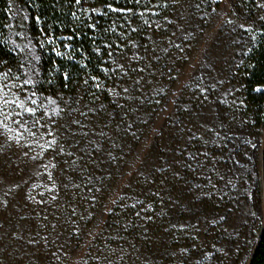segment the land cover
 Listing matches in <instances>:
<instances>
[{"label": "trees", "instance_id": "trees-1", "mask_svg": "<svg viewBox=\"0 0 264 264\" xmlns=\"http://www.w3.org/2000/svg\"><path fill=\"white\" fill-rule=\"evenodd\" d=\"M218 5L0 0V204L8 186L33 187L37 226L62 236L43 264L83 239ZM235 10L106 219L95 264H264V0Z\"/></svg>", "mask_w": 264, "mask_h": 264}, {"label": "rangeland", "instance_id": "rangeland-1", "mask_svg": "<svg viewBox=\"0 0 264 264\" xmlns=\"http://www.w3.org/2000/svg\"><path fill=\"white\" fill-rule=\"evenodd\" d=\"M216 1L219 5L211 24L194 47L188 61L179 71L164 105L157 112L143 140L125 164L121 176L103 194L102 205L98 209L95 220L87 228L83 239L67 241L64 244L68 253L67 258L60 261L61 264H84L85 261L87 264H95L96 261L100 260L101 255L97 252V248L95 249V244L97 245V238L103 229L106 219L139 168L153 138L159 134L168 116L173 112L177 99L201 66L206 50L215 41L219 30L225 25V21L230 19V22L233 23L232 20L235 19L236 0ZM17 40L20 46L24 45V47L28 48L32 60H35L37 58L35 43L21 35L17 37ZM34 70V63L30 61L29 71L34 74ZM261 138L262 141L264 135ZM261 152L262 146L260 145L257 150V175L259 178L262 177ZM31 188L33 187L21 184V186L17 187L10 185L5 190V195L8 196L7 202L3 203L4 206L2 203L0 204V264H43V261L51 258L49 249L51 247L56 248L57 242L62 237L53 230L54 233L49 236L44 233L46 231H40L37 225L39 224V219L44 217L41 213L45 211L41 207L30 203L28 195L30 190H32ZM25 190L29 194L25 195ZM261 209L264 210V203L261 204ZM21 220L22 226L17 227L15 222ZM53 264H59L57 259H55Z\"/></svg>", "mask_w": 264, "mask_h": 264}, {"label": "snow or ice", "instance_id": "snow-or-ice-1", "mask_svg": "<svg viewBox=\"0 0 264 264\" xmlns=\"http://www.w3.org/2000/svg\"><path fill=\"white\" fill-rule=\"evenodd\" d=\"M29 111H31V109H29Z\"/></svg>", "mask_w": 264, "mask_h": 264}]
</instances>
